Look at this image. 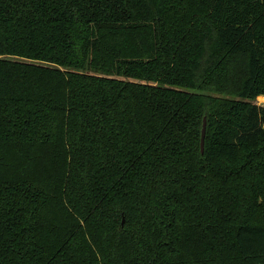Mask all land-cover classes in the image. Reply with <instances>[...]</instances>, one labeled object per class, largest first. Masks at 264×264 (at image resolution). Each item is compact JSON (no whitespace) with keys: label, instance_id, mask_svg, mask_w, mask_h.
<instances>
[{"label":"trees","instance_id":"1","mask_svg":"<svg viewBox=\"0 0 264 264\" xmlns=\"http://www.w3.org/2000/svg\"><path fill=\"white\" fill-rule=\"evenodd\" d=\"M258 99L264 0H0V264H264Z\"/></svg>","mask_w":264,"mask_h":264},{"label":"water","instance_id":"2","mask_svg":"<svg viewBox=\"0 0 264 264\" xmlns=\"http://www.w3.org/2000/svg\"><path fill=\"white\" fill-rule=\"evenodd\" d=\"M206 132H207V119L205 117L203 126H202V132H201V151L202 152H204L205 150ZM122 222H124V219Z\"/></svg>","mask_w":264,"mask_h":264},{"label":"rangeland","instance_id":"3","mask_svg":"<svg viewBox=\"0 0 264 264\" xmlns=\"http://www.w3.org/2000/svg\"><path fill=\"white\" fill-rule=\"evenodd\" d=\"M258 101H259V103H264V101H263V100H261V99H258Z\"/></svg>","mask_w":264,"mask_h":264}]
</instances>
